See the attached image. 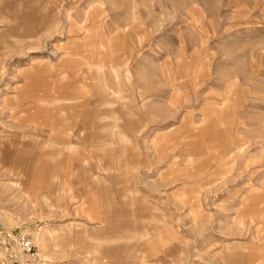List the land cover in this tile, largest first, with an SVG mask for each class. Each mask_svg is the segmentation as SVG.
I'll list each match as a JSON object with an SVG mask.
<instances>
[{
	"label": "rangeland",
	"instance_id": "1",
	"mask_svg": "<svg viewBox=\"0 0 264 264\" xmlns=\"http://www.w3.org/2000/svg\"><path fill=\"white\" fill-rule=\"evenodd\" d=\"M11 234L264 264V0H0V264Z\"/></svg>",
	"mask_w": 264,
	"mask_h": 264
},
{
	"label": "built area",
	"instance_id": "2",
	"mask_svg": "<svg viewBox=\"0 0 264 264\" xmlns=\"http://www.w3.org/2000/svg\"><path fill=\"white\" fill-rule=\"evenodd\" d=\"M2 264H35L36 247L32 236L7 235Z\"/></svg>",
	"mask_w": 264,
	"mask_h": 264
},
{
	"label": "crops",
	"instance_id": "3",
	"mask_svg": "<svg viewBox=\"0 0 264 264\" xmlns=\"http://www.w3.org/2000/svg\"><path fill=\"white\" fill-rule=\"evenodd\" d=\"M78 117H80V115H78ZM84 122V121H83ZM86 126H87V124H86V122L83 124V126H79L80 128L82 127L83 128V130H85L86 129ZM128 126H131V128H134L133 126H134V124H133V122L132 121H128ZM127 128V127H126ZM71 129H72V131L71 132H73V128L71 127ZM127 130H129V129H127ZM61 131H62V129H61ZM165 137V136H164ZM59 146H61L63 149H64V151H67L68 153H75V150H72V149H74V147H75V145H73V144H71V143H57ZM81 145H82V143H80ZM163 148H164V146H163ZM72 150V151H71ZM137 160V159H136ZM236 258H238L236 255H233V256H231V260L232 259H236Z\"/></svg>",
	"mask_w": 264,
	"mask_h": 264
}]
</instances>
